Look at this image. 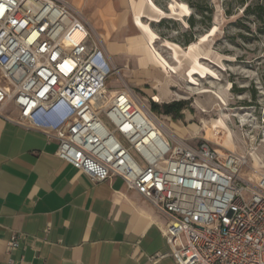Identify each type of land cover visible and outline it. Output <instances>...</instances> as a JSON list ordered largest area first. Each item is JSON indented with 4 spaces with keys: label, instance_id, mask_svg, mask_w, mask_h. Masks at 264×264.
Wrapping results in <instances>:
<instances>
[{
    "label": "built area",
    "instance_id": "built-area-1",
    "mask_svg": "<svg viewBox=\"0 0 264 264\" xmlns=\"http://www.w3.org/2000/svg\"><path fill=\"white\" fill-rule=\"evenodd\" d=\"M113 73L68 3L0 0V117L56 139L95 183L121 177L164 215L170 250L153 263L264 264V175H243L244 153L175 138L131 89L111 97Z\"/></svg>",
    "mask_w": 264,
    "mask_h": 264
},
{
    "label": "crops",
    "instance_id": "crops-1",
    "mask_svg": "<svg viewBox=\"0 0 264 264\" xmlns=\"http://www.w3.org/2000/svg\"><path fill=\"white\" fill-rule=\"evenodd\" d=\"M62 1L80 12L111 62L151 66L134 23L144 0ZM138 45L146 56L135 55ZM4 113L16 116L11 105ZM57 148L56 139L0 117V264H176L171 255L149 259L170 250L164 215L121 177L93 182Z\"/></svg>",
    "mask_w": 264,
    "mask_h": 264
},
{
    "label": "rangeland",
    "instance_id": "rangeland-1",
    "mask_svg": "<svg viewBox=\"0 0 264 264\" xmlns=\"http://www.w3.org/2000/svg\"><path fill=\"white\" fill-rule=\"evenodd\" d=\"M153 1L160 10L144 0L134 14L151 66L114 57L109 95L131 89L175 138L244 153L243 175H264V0Z\"/></svg>",
    "mask_w": 264,
    "mask_h": 264
},
{
    "label": "bare ground",
    "instance_id": "bare-ground-1",
    "mask_svg": "<svg viewBox=\"0 0 264 264\" xmlns=\"http://www.w3.org/2000/svg\"><path fill=\"white\" fill-rule=\"evenodd\" d=\"M147 2H148V5H149V7L150 8H152V9H154V10H160L159 9V7L155 4V2L153 1V0H147ZM191 11V10H190ZM136 21L134 20V23H135ZM177 63V62H176ZM166 64H167V66L168 67H170V70L171 71H173L174 73H176L177 72V67L178 66H181V65H183V64H176V65H170L169 63H167L166 62ZM160 68V67H159ZM188 72H189V68L187 69V76L190 78V76H189V74H188ZM192 75V74H191ZM107 90V89H106ZM116 90H114L113 91V93L115 92ZM201 92H206V90H203V91H201ZM167 97V92H165L164 94H162V95H154V99L155 100H157V101H161L162 100V98H166ZM168 98V97H167ZM221 103H225V100L224 99H222L221 98ZM219 125V126H218ZM216 127H226V124H225V122H224V120H221L220 121V123L219 124H217L216 123V125H215ZM230 129V128H229ZM168 131V130H167ZM171 132V131H170ZM232 133V132H231ZM256 175V174H255ZM259 177V176H258Z\"/></svg>",
    "mask_w": 264,
    "mask_h": 264
},
{
    "label": "trees",
    "instance_id": "trees-1",
    "mask_svg": "<svg viewBox=\"0 0 264 264\" xmlns=\"http://www.w3.org/2000/svg\"><path fill=\"white\" fill-rule=\"evenodd\" d=\"M188 24H190V26H193L194 25V23H193V21H192V19H189V22H188ZM192 42L191 41H188L186 44H183L184 46H185V48L189 45V44H191ZM168 111V113H170L171 111H170V109H167Z\"/></svg>",
    "mask_w": 264,
    "mask_h": 264
}]
</instances>
